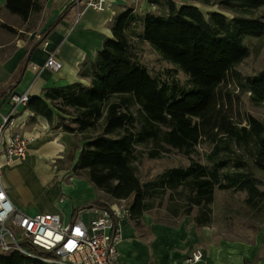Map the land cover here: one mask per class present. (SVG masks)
I'll use <instances>...</instances> for the list:
<instances>
[{
    "label": "trees",
    "instance_id": "trees-1",
    "mask_svg": "<svg viewBox=\"0 0 264 264\" xmlns=\"http://www.w3.org/2000/svg\"><path fill=\"white\" fill-rule=\"evenodd\" d=\"M209 4L210 0H193ZM159 14H137L132 8L115 16L111 37L104 40L93 60L82 64L81 76L89 85L72 83L50 87L26 105L54 128L75 138L67 154L74 161V177L89 182L98 193L124 200L135 227L166 200L171 217H189L195 226L212 224L214 192L245 194L252 210L264 207L260 180L248 164L264 172V128L252 114H240L239 95L249 93L264 102V69L243 76L237 66L249 55L245 37L264 35V19L212 11L205 16L196 6L174 0H148ZM225 8L249 11L264 7V0H221ZM72 1L40 36L54 29ZM4 8L26 22L43 8V0H5ZM0 27L10 32L5 23ZM138 41L147 43L163 61L181 70V81L170 68L151 74L138 54ZM136 106L145 123L139 128ZM92 131L93 134L88 132ZM203 141L210 145L205 162L192 158ZM138 144L155 159L174 151L189 157L187 167H173L142 181L137 175ZM91 207L110 208L97 196ZM158 222L157 220H155ZM161 223V222H160ZM167 224V223H164ZM31 253L48 255L31 247ZM0 264H46L20 252L0 254Z\"/></svg>",
    "mask_w": 264,
    "mask_h": 264
},
{
    "label": "crops",
    "instance_id": "crops-1",
    "mask_svg": "<svg viewBox=\"0 0 264 264\" xmlns=\"http://www.w3.org/2000/svg\"><path fill=\"white\" fill-rule=\"evenodd\" d=\"M72 1L43 0V8L36 15L42 19L26 32L14 28L20 20L4 22L14 28V32L0 27V115L8 113L7 97L12 92L42 97L46 88L72 83L89 85V78L80 74L82 64L94 59L104 40L111 37L113 18L128 9L129 4L122 5L120 0H113L102 12L86 9L75 26L76 9L72 7L42 40L41 34ZM4 3L5 0H0L1 18L5 17ZM16 31L26 36L18 38L13 35ZM44 41L48 42L47 47L43 46ZM53 50L62 65L58 71L43 68L48 53ZM33 66L40 70H33ZM56 122L54 119L50 125L46 118L34 114L27 106L16 109L13 126L4 131L3 140L13 133L27 138V156L25 160L5 163L3 152L0 153L2 185L7 196L25 213H56L63 222H69L81 211L80 218L89 224L94 217L89 211L90 205L99 194L89 182L72 177L68 171L78 156L81 143L74 150V161L70 162L69 168L56 170L53 166L56 159H62L72 151L75 143L71 134L54 128ZM27 179L34 182L33 191L38 196L56 191L47 205L34 207L30 197L29 200L24 198ZM150 216L143 214L139 227L133 225L129 216L118 222L121 240L116 245V264H264L263 230L251 239H211L208 226H195L190 220L175 225L164 224ZM197 250L202 257L192 262V254Z\"/></svg>",
    "mask_w": 264,
    "mask_h": 264
},
{
    "label": "rangeland",
    "instance_id": "rangeland-1",
    "mask_svg": "<svg viewBox=\"0 0 264 264\" xmlns=\"http://www.w3.org/2000/svg\"><path fill=\"white\" fill-rule=\"evenodd\" d=\"M174 1L176 2V5L183 3L194 5L205 16H207L209 12L217 11L226 15L227 17H231L233 15H243L251 18L264 19V7L249 11H240L236 8H225L219 3L221 0H210L209 4H203L193 0ZM128 4L129 6L127 8H132L137 14L143 15L149 11L155 12L157 14L160 13L157 6L149 5L148 0H128ZM3 12L5 13V17H0L3 23L20 20L17 15L7 12V10ZM36 15L37 14H32L31 18L25 24H23V22L20 20L21 22L14 24V28L16 30L20 29L24 32L30 28L32 29V27H35V25L42 19L41 16L39 17ZM13 35H17L18 38L26 36L23 33H18L17 31ZM13 38H15V36ZM243 42L249 49V55L237 66V70L243 76L254 75L258 71L264 69V35L261 37H245ZM137 45L140 59L151 74H156L163 69L170 68L175 70L176 77L179 80H185V74L179 70L177 66L163 61L161 57L147 43L138 41ZM237 106L239 108L240 114H252L262 123L264 128V102H256L252 95L246 92L239 95V105ZM132 111L137 119V126L139 128L145 123V119L135 105L132 106ZM88 133L93 134L92 131H89ZM137 148L141 151L136 163L137 175L142 181L148 178H155L158 174H161L162 172L173 167H187L190 162L189 157L183 156L174 151H171L170 153L155 159H149L146 155V150L149 148L147 144H138ZM209 149L210 145L206 141L201 142L192 158L198 162H205V153L208 152ZM248 164L254 175L260 180L259 189L264 191V172L254 168L249 159ZM53 166L56 168V170L65 166L69 168L70 162L67 156H64L62 159H56L53 162ZM68 171H70V175L73 177L71 167ZM25 184L27 185V190L26 194H23L24 198L28 199L30 197L31 201L33 200L32 205L34 207L39 205H47L56 193V191L51 190L47 196H38L34 194V182L32 180H25ZM98 194V196L107 201V203L113 209H119L121 206H125L126 204L124 200H112L102 193ZM245 197V194L242 192H236L232 190H215L214 200L211 204L212 224L208 226L211 239L233 237L251 239L259 231H264V207L259 208L258 210H252L245 204ZM158 201V199L155 201V204L158 205L156 207L157 209H154L150 214L152 219L171 225H175L181 221L186 222L189 220V217H171L170 214L166 213V200L162 201L161 207H159L160 204L157 203ZM10 254L11 253L7 255ZM1 255L7 256L6 254Z\"/></svg>",
    "mask_w": 264,
    "mask_h": 264
},
{
    "label": "built area",
    "instance_id": "built-area-1",
    "mask_svg": "<svg viewBox=\"0 0 264 264\" xmlns=\"http://www.w3.org/2000/svg\"><path fill=\"white\" fill-rule=\"evenodd\" d=\"M113 0H73L76 9L74 26L86 9L96 12L105 10ZM132 1V0H131ZM128 0H120L127 5ZM73 28V27H72ZM44 41L43 46L47 47ZM61 63L56 60L55 50L48 53L43 68L52 71L61 69ZM33 70L40 68L33 66ZM9 111L0 115V153L3 152L5 163L12 160H25L27 156L28 139L18 133H13L3 140V133L13 126V117L19 106H26L29 96L26 92L10 93L7 97ZM2 166L0 164V253L20 252L46 264H116L117 243L121 240L118 222L129 216L125 206L119 209L91 207L94 215L86 224L78 211L69 222H63L59 214L25 213L7 196L1 181ZM123 201V200H121ZM28 247L45 252L48 255L38 256L31 253ZM202 254L195 251L191 261L200 260Z\"/></svg>",
    "mask_w": 264,
    "mask_h": 264
}]
</instances>
